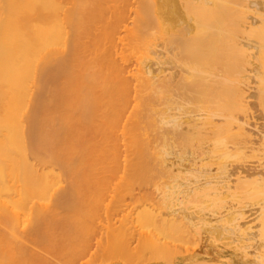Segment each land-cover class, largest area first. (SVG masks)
<instances>
[{
	"label": "bare ground",
	"instance_id": "1",
	"mask_svg": "<svg viewBox=\"0 0 264 264\" xmlns=\"http://www.w3.org/2000/svg\"><path fill=\"white\" fill-rule=\"evenodd\" d=\"M133 2L0 0V192L4 173L12 177L13 172L17 175L18 170V173L23 170L27 174L20 179L24 185L21 200L7 204L0 198V264H53L59 260L53 254L63 253L65 247L76 241L62 244L65 240L62 242V236H58L59 242L54 232L75 221L79 215L68 214L70 220L66 218L68 221L64 219L65 223L63 220L61 223V217L57 215L59 220L55 221L57 216L52 213L59 212L61 206L74 214L93 209V188L99 175L96 168L100 172L107 171L108 177L105 178L108 179L115 172L123 175L119 176L123 182H119L124 189L121 186V190H115L118 192L109 198L114 196V200L122 204L126 199L128 203L138 202L139 199L129 190L134 182L147 176L143 172L149 164L151 150L146 140L136 142V132L138 123L143 120L144 109L141 108L145 106L154 112L152 109L156 103L161 108L155 120L162 130L157 155L163 164L170 157L179 161L177 173H171L169 183L163 184L161 200L169 214L167 210L168 218L162 219L161 230L171 237H182L184 229L191 227L193 234L203 231L211 242L220 243L224 248L232 247L231 244L241 249L242 254L247 248L253 250L254 243L253 259L264 264V125L262 130H256L257 135L249 132L247 127L250 126L249 112L257 111L264 120V0ZM130 6L136 9L132 11ZM131 15L133 26L129 29L125 22ZM122 32L125 35L121 37ZM144 36L152 39L151 42L159 41L161 52L156 53L153 49L154 57L147 60L144 72L131 76L133 73L126 70L125 48ZM155 43L153 47L157 46ZM152 65L158 68L156 72ZM126 75L139 84L137 87H147L152 92L147 95L140 91L142 89L132 88ZM47 81L48 86L42 89L39 85ZM35 85L40 87H35V124L28 135L22 118ZM132 103H135L133 107ZM131 107L133 112L128 113ZM127 124L133 125V130L125 131ZM249 158L256 159L258 167L244 169V161ZM183 162L189 164L188 168L181 165ZM103 164L106 166L101 167ZM55 169L66 175L70 188L62 191L60 198L48 195L44 200L46 204L39 206V216L34 214L38 217H35L36 225L30 230H19L18 226L26 221V216L18 211L28 209L30 199L61 182V175L56 174ZM93 170L98 175L92 174ZM87 173L93 177H87ZM230 203L237 207L230 206ZM248 208L254 209L253 223L250 224L244 220V211ZM148 213V217H137L138 220L148 219ZM80 219H84L83 216ZM142 221L140 224L145 225L146 222ZM85 234L72 236L78 240L76 238ZM117 234L119 236L122 232ZM196 234L199 240L201 235ZM85 237L88 239L83 237V244L86 243L81 250H85L83 254L87 256L93 238L90 235ZM123 240L128 243L125 238ZM123 240H119L122 241L121 248L127 244ZM31 246L41 249L42 253L34 252ZM168 252L173 255L174 250ZM104 253L103 256L109 252ZM64 255L59 262L64 258L68 260L66 256L69 254ZM57 262L55 264H60ZM189 263L233 264L222 255L214 262L194 256Z\"/></svg>",
	"mask_w": 264,
	"mask_h": 264
},
{
	"label": "rangeland",
	"instance_id": "2",
	"mask_svg": "<svg viewBox=\"0 0 264 264\" xmlns=\"http://www.w3.org/2000/svg\"><path fill=\"white\" fill-rule=\"evenodd\" d=\"M134 1V2H133ZM135 1L136 0H131V2H133V3H135ZM133 5H136V4H133ZM70 7V3H68V6H67V8H69ZM129 9H131L132 11H134L136 8H135V6H130V8ZM134 9V10H133ZM132 18H133V16L131 15V17H130V19L128 20V21H126L125 22V25L129 28V29H132V26H133V22H132ZM121 35V37H122V35H125V34H123V32L120 34ZM145 37V36H144ZM151 40L152 39H150L149 40V38H147V36L145 37V38H140L139 40H136L135 42H133L131 45H129L128 46V48L126 47L125 49H127V51H126V54H127V59H128V62L126 63L127 64V68H126V70H127V72H131V74L133 73V75H131V76H136L137 74H141L142 72H144V66L147 64V60L148 59H152L153 57H154V55H153V51L155 50L156 51V53H160L161 52V45H160V43H159V41H152L151 42ZM126 43V42H125ZM128 43V42H127ZM126 43V44H127ZM152 43V45H154V43H155V45L157 44V46H152V45H150ZM156 47V48H155ZM150 49V50H149ZM154 49V50H153ZM146 63V64H145ZM155 65H152V70L154 71V72H156L157 71V67L155 66ZM139 72V73H138ZM141 72V73H140ZM130 75H126V77L128 78V81L133 85H131L132 86V88L135 86V87H137V86H139V84L138 83H136L135 81H134V79L133 78H131L130 77ZM48 81L47 82H43V84H41V85H39L42 89H44V88H46L47 86H48ZM35 87H37V89L38 88H40V87H38L37 85H35L33 88H32V92H31V94H30V98H29V100H30V104L28 105L29 107L26 109V111H24L25 113H24V115H23V118H22V120H23V123L26 125H24L25 126V128L27 129V134L28 135H30V130L29 129H31L32 128V125H34L35 123H34V120H35V112H34V101H35V93H36V88ZM139 89H142V90H140V91H145L144 93L145 94H150L152 91H148V88L146 87V89H145V87L143 88H139V87H137V90H139ZM251 102V101H250ZM135 105V103H132V107ZM152 106H153V104H151ZM155 105V108L153 107V109L152 110H154V112L153 111H150L149 109H147V107H145V106H143V107H145V108H141L142 110L144 109V111H142V116H143V120H141L142 121V123H138L139 124V129L137 130V132H136V134L138 135V136H136V142H141V141H144V140H146L147 142H148V144H149V149L151 150V151H153L154 150V152H155V154H154V152L151 154V151H150V159H148V163L149 164H147V168H146V170H144V175L146 174L147 176H145V178H144V180H140V181H136V182H134L133 183V185L131 186V189L132 190H129L130 192L132 191V194L136 197V199H139L138 200V202H133V203H131L130 202V200H129V202L131 203V205L133 206V208H132V206L130 205V203H128V199H126V202L125 203H120V202H118V201H115L114 199H115V194L114 193H117L119 190L118 189H120L121 190V186H122V188L124 189V187H123V184H121L123 181H122V178L121 177H123V175L122 174H120L119 172H118V174H117V172H115V174H117V175H115L114 173V175H112V180L111 179H108V178H105V177H108V173H106L105 171H104V169L100 172V170H99V168H96V171H97V173H99V175L96 173V171H94L93 170V173L92 174H94L95 175V173L98 175V178H97V180H98V182H97V180H96V177H95V180H96V184L98 183V185H96V184H94V188H93V190L95 191V195H94V197L92 198V200H93V205L91 204V206H93V209H91L90 208V210H88V212L87 211H83L81 214H74L73 212H72V210H68V209H65V206H61V207H58L59 208V210H57V211H59V212H53L52 213V215H55V216H57V215H59L61 218H59L58 216H57V220H55V221H58L59 219V221H61V220H63V222L65 223V221H64V219H68V220H70V216L71 215H79V216H76L77 218H74L75 219V221H73L72 220V222L71 223H73V224H67V225H64L63 227H61L60 229H57V231H56V233L54 232V234H55V236L57 237V239L59 238V237H61L62 236V239H61V241L63 242L64 240V243H62V244H67V242H70L71 244L72 243H75L74 241H76V243L75 244H72L71 246H73V247H75V248H73L72 249V247L71 246H69L70 247V249H72V250H69V247H65V248H67V251H66V253H65V248H64V250H63V253L65 254H63L62 253V251H61V255L60 254H58L59 252H57V253H55V254H53L56 258H58L59 260H61L60 259V257L61 256H63L64 255V257L66 256V255H68V256H66V258L68 259V260H66L65 258H64V260L62 259V261H60L59 262V260H57L56 262L57 263H60V264H62V262L63 263H67L68 262V264H77V262H78V264L80 263V264H184V263H186V264H190L189 262L192 260V257H194V256H198V257H202V258H208L209 260H212L213 262L215 261V260H217V258L218 257H220V255H222V256H224V259H228L231 263H233V264H258L257 262H256V259H253L255 256H253L254 254H255V248H256V246H255V244L253 243H251L252 245H250L249 247H254V251L252 250V248H247V252H246V249H245V254H242L243 252L241 251V249H238V248H236V247H234L233 245H231L230 244V246H232V247H230L229 248V246H225V248H224V245H222V244H218V243H214V242H211L210 241V239L208 238V236H207V234H205V232H203V231H199L198 232V234H196V232L194 233V234H196V236H199V235H201V236H199L198 238H200L199 240H197V237H195V235L193 234V230H191L190 228H185L184 229V233H183V236L181 237L180 235H178V236H174V235H172V237L170 236V235H167V233L168 232H166V234H164V232L161 230V228H163L162 227V225H161V221H162V219L164 218L165 219V217L166 218H168V215L166 214L167 213V207H166V205L163 203V201L161 200L162 199V192H163V187L165 188V186L169 183V180L171 179L170 177V174L172 173V174H175V173H177V171L178 170H176L177 168H179V167H177V165H179L178 163H177V161L178 160H176L175 158L173 159V157H170V158H168V159H166L167 161L163 164V162H162V159H160V157L157 155V148L160 146L161 147V132H162V130H160V128H158L159 127V125H158V123H156L157 122V120H155V118L156 119H158V117H157V115L156 114H158V110L161 108V106H158V104L156 103V104H154ZM157 106H158V108H157ZM131 107V109L129 110L130 112H128V113H132L133 112V108ZM140 109V110H141ZM140 110H138V111H140ZM146 110H149L148 112L146 111ZM252 110H253V108H252ZM251 110V111H252ZM255 110V109H254ZM132 111V112H131ZM153 112V113H152ZM253 112V111H252ZM250 114L252 115H254L255 114V116H253V117H251L250 116ZM257 114H258V116H259V118H257ZM151 115H153V116H151ZM248 115V114H247ZM150 116L152 117V118H150ZM248 117H249V125L250 126H247V127H249V130H248V128H246L249 132L251 131V133L252 134H255V135H257V129L259 130V128H260V130H262L263 129V125H264V120H262V116L261 115H259V113L257 112V111H255V112H253V113H250L249 112V115H248ZM251 117V118H250ZM252 118H253V120H252ZM154 119V121H152ZM134 121H135V119H133ZM133 120H132V122H133ZM247 120V119H246ZM247 120V121H248ZM150 121L151 122H153V123H150ZM155 122V123H154ZM133 125L135 124V123H132ZM158 126H157V125ZM263 124V125H262ZM133 125H131V124H127L126 125V127H124V128H126V130L125 131H130V130H133ZM155 125V126H154ZM154 126V127H153ZM123 128V129H124ZM157 128H158V130H157ZM262 128V129H261ZM264 130V129H263ZM144 133V134H143ZM158 137H160V139L158 138ZM160 142V143H159ZM122 143H119V145H121ZM160 147L158 148V149H160ZM156 148V149H155ZM154 154V155H153ZM153 155V156H152ZM248 160V161H247ZM179 162V161H178ZM245 163V165H243L244 167V169H245V167H246V169H249V170H253L254 168H256V167H258V162H257V160L256 159H252V158H249V159H246L245 161H244ZM253 162V163H252ZM186 163V162H185ZM184 166H183V165ZM187 164V163H186ZM184 164V162L183 163H181V165L185 168H188L187 166L189 165V164ZM104 165V166H103ZM103 165H101V167H105L106 165L105 164H103ZM256 165V166H255ZM156 166V167H155ZM182 166H180V167H182ZM241 166V165H240ZM159 167V168H158ZM253 167V168H252ZM184 168H182V169H184ZM185 168V169H186ZM101 169V168H100ZM181 169V168H180ZM181 169V170H182ZM159 170V171H158ZM19 171V170H18ZM18 171L16 172L17 173V175L15 174V172H13L12 174V177H11V174L9 175L7 172L6 173H4V175H3V182H2V191L0 192V194H1V196H0V198L2 199L1 201H2V203H7L8 204V202H18L19 200H21V198H22V195L24 194L23 192L21 193V191H23V187H24V185H23V183L21 182V180L20 179H23L22 177V175H26L27 176V174H25L26 173V171L24 172L23 170H21L20 172H22V173H18ZM10 173V172H9ZM55 173L56 174H60V172H59V170H57V169H55ZM91 173H87L86 175H87V177H89V178H92L93 176H92V174ZM106 173V174H105ZM18 174H21V175H18ZM89 174H90V176H89ZM100 174L102 175V176H100ZM120 174V175H119ZM15 175V176H14ZM61 175V182L58 184V185H56L55 187H53L52 189H50L49 191H46V193H44V194H42V195H39V196H37V197H35V198H33V199H30V205H29V210L28 209H25L24 211H18V213L19 214H21V215H23V216H26L25 218H26V223L25 222H23V224H20L19 226H18V229L19 230H22V229H25V230H30V229H32V227H34L36 224H35V220H36V218H38L36 215H38L39 216V214L41 213V208H39V206L41 207V205H44V204H46V202L44 201L45 200V198H47V197H49V196H51L52 195V197L54 198V196L53 195H55V197L56 196H58V197H56V198H60V196H61V193H62V191H65V190H68L69 188L67 187V185L69 186V183H68V181H67V177H66V175L64 174V175H62V174H60ZM106 175V176H105ZM8 176V177H7ZM17 176H18V178H17ZM19 176H21V177H19ZM104 176V177H103ZM119 176H121V177H119ZM9 177H10V179H9ZM15 177V178H14ZM100 177V178H99ZM111 176L109 175V178H110ZM119 177V178H118ZM12 178V179H11ZM113 178H116V179H113ZM120 178H121V180H120ZM9 179V180H8ZM101 179V180H100ZM104 179V180H103ZM106 179H107V181H106ZM119 179V180H118ZM15 180V181H14ZM18 180V181H17ZM20 180V181H19ZM95 180H94V182H95ZM116 180V181H115ZM9 181V182H8ZM66 181H67V183H66ZM112 181H113V184H112ZM118 181V182H117ZM119 181H121V183L119 182ZM168 181V182H167ZM11 182V183H10ZM20 182V183H19ZM117 182V184H118V186L120 185V187H117V184H115L116 186H114L113 187V185H114V183H116ZM22 183V184H21ZM103 183V184H102ZM102 184V185H101ZM165 186H164V185ZM14 185V186H13ZM16 187V188H15ZM19 187V188H18ZM9 188V189H8ZM58 188V189H57ZM117 188V189H116ZM22 189V190H21ZM17 190V191H16ZM57 192H56V191ZM59 190V191H58ZM105 190V191H104ZM115 190H118V191H115ZM158 190H159V192H158ZM56 193H55V192ZM107 191V192H106ZM128 191V190H127ZM51 194H50V193ZM60 192V193H59ZM101 192H102V195H101ZM107 194H106V193ZM97 193V194H96ZM109 193V194H108ZM22 194V195H21ZM47 194V195H46ZM58 194V195H57ZM114 194V196H110V198H112V200L110 201V202H108L109 200H110V198H109V195H113ZM46 195V196H45ZM49 195V196H48ZM159 195H161V197L159 196ZM21 196V197H20ZM101 196V197H100ZM108 196V197H107ZM133 196V197H134ZM16 197V198H15ZM105 197V198H104ZM134 197V198H135ZM37 198V199H36ZM109 198V199H108ZM16 199V200H15ZM117 202H118V204H117ZM34 203H35V205H34ZM105 203H108V204H106L105 205ZM111 203V204H110ZM117 204V205H115V204ZM119 203H120V205H119ZM161 203V204H160ZM34 206H33V205ZM110 204V205H109ZM125 207H123L122 208V205ZM139 204V205H138ZM109 205V206H108ZM230 206H232L231 205V203L229 204ZM35 206H37V207H35ZM104 206H106V207H104ZM114 206V207H113ZM154 206V207H153ZM235 206V208L237 207V205L234 203V205L232 206V207H234ZM119 207V208H118ZM153 207V208H152ZM156 207V208H155ZM162 207V208H161ZM241 207H242V205H241ZM104 208H105V210H104ZM107 208H109V209H107ZM115 208L116 209H118L117 211L115 210ZM135 208V209H134ZM148 208V210H146V209ZM165 208V209H164ZM57 208H55V210H56ZM103 209V210H102ZM143 209L144 210H146V211H143ZM150 209V210H149ZM153 209V210H152ZM163 209V210H162ZM247 209V208H246ZM245 209V210H246ZM249 209H251V208H248V210H246V211H244V214L246 215V217L244 216V220H245V222H247L248 224H250L252 221H253V219H254V215L252 214V213H254V209L252 210H249ZM54 210V209H53ZM52 210V211H53ZM54 210V211H55ZM121 210V211H120ZM122 210H123V212H122ZM128 210V211H127ZM133 212H132V211ZM156 210V211H155ZM158 210V211H157ZM162 210V211H161ZM111 211V212H110ZM252 211V212H251ZM71 212V213H70ZM76 212V211H75ZM140 212H143V213H140ZM148 213V215H149V218L148 219H146V220H143V221H145L146 223H144L145 225H141L140 223H141V221L142 220H138V218L137 217H144V219H145V217H148L147 216V213ZM251 212V213H250ZM33 213V214H32ZM55 213H58V214H55ZM119 213V214H118ZM127 213V214H126ZM159 213V214H158ZM247 213V214H246ZM26 214V215H25ZM34 214H36V215H34ZM70 216H69V215ZM121 214V215H120ZM140 214V215H139ZM146 214V215H145ZM154 214H156V215H154ZM164 214V215H163ZM168 214H169V210H168ZM33 215V216H32ZM83 216V218L84 219H80V218H82V216ZM85 215H86V217H85ZM126 215H127V217H126ZM139 215V216H138ZM152 215V216H151ZM118 216H120V218H121V216H122V218L123 219H118ZM155 216V217H154ZM159 216V217H158ZM34 217V218H33ZM36 217V218H35ZM54 217V216H53ZM111 217V218H110ZM126 219H125V218ZM152 217V218H151ZM33 218V219H32ZM59 218V219H58ZM72 218V217H71ZM85 218H87V219H85ZM106 218V219H105ZM172 219V217H169V219ZM54 219V218H53ZM66 219V220H67ZM77 219V220H76ZM103 219V220H102ZM143 219V218H142ZM67 220V221H68ZM116 220V221H115ZM137 220L140 222V223H138L137 222ZM148 220V221H147ZM153 220V221H152ZM244 220H243V223H245L244 222ZM67 221H66V223H67ZM88 223H87V222ZM101 221H102V223H101ZM105 221V222H104ZM120 221H121V223L122 224H120ZM135 221V222H134ZM142 221V222H143ZM157 221V222H156ZM179 221H180V219H179ZM70 222V221H69ZM77 225H79V226H81V227H83V228H80L79 226L77 227V226H75L76 224ZM137 222V223H136ZM155 222V223H154ZM61 223H62V221H61ZM111 223V224H110ZM114 223V224H113ZM116 223V224H115ZM149 225H148V224ZM156 224L155 226L153 225V224ZM184 223V222H183ZM241 223H242V221H241ZM247 223H246V225H247ZM253 223V222H252ZM75 224V225H74ZM129 224V225H128ZM141 225V226H139V225ZM254 224H256V223H254ZM254 224L253 225H251V226H254ZM25 226L24 228L22 227V226ZM71 225V226H70ZM108 225H110V226H108ZM112 225H114V226H112ZM126 225V226H125ZM67 226V227H66ZM107 226H108V228H107ZM126 228H124V227ZM138 226V227H137ZM248 226V225H247ZM20 227V228H19ZM70 227V230H68V228ZM72 227V228H71ZM75 227H77V229L75 228ZM100 227V228H99ZM111 227H113L112 228V230H111ZM117 229H116V228ZM127 227H128V230H127ZM155 227H156V229H155ZM66 228H67V230H66ZM73 228H75L76 230H79V231H74V229ZM79 228V229H78ZM106 228H107V230H106ZM109 228H110V230H109ZM115 228V229H114ZM118 228H119V231L117 232V230H118ZM135 228V229H134ZM85 230V231H83V230ZM122 229H123V231H122ZM131 229V230H130ZM187 229H188V233H186V231H187ZM190 229V230H189ZM255 229V228H254ZM80 230H82V232H80ZM104 230V231H103ZM106 230V231H105ZM115 230V231H114ZM133 230V231H132ZM158 230H159V232H158ZM161 230V231H160ZM72 231H73V233L74 232H76L75 234H72ZM101 231H102V234H101ZM112 231V232H111ZM114 231V232H113ZM120 231L122 232V234H120ZM129 231H130V233H129ZM132 231V232H131ZM156 231V232H155ZM192 233H191V232ZM67 232H68V234H67ZM79 232V233H78ZM86 232V234H85V236L86 235H90L91 236V238H93V239H91L90 241H91V246H90V248L88 249V253H87V256H86V254H85V256H84V254H83V251H85V250H81V248L83 247V246H85V243L83 244V241H85V239L84 238H87L88 239V237H85V236H83V237H80V238H76V239H78V240H75V237H78V236H80V234H81V236L83 235V233H85ZM108 232V233H107ZM110 232V233H109ZM125 232V233H124ZM113 233H114V236H113ZM117 233H119L120 235L118 236V234ZM156 235H155V234ZM191 233V234H190ZM200 233V234H199ZM69 234H70V236H69ZM79 234V235H78ZM104 234H105V236H104ZM117 234V235H116ZM125 234V235H124ZM128 234H130L128 237H126ZM132 234V235H131ZM134 234V235H133ZM158 234V235H157ZM72 235H74V236H72ZM164 235V236H163ZM168 237H167V236ZM188 235H190L189 237H193V235H194V237L196 238H194L193 237V239H191V238H189L188 237V239H186L187 238V236ZM59 236V237H58ZM113 236V237H112ZM120 236H121V238H120ZM131 236V237H130ZM153 236V237H152ZM160 236V237H159ZM170 236V237H169ZM205 236V237H204ZM70 237V238H69ZM74 237V238H73ZM115 237V238H114ZM118 237V238H117ZM125 238V240L126 241H128V243L127 242H125L124 240H123V238ZM178 237V238H177ZM115 239V242L113 241L114 239ZM128 238V239H127ZM169 238V239H168ZM173 238V239H172ZM206 238V239H205ZM60 239V238H59ZM58 239V240H59ZM72 239H74V240H72ZM84 239V240H83ZM105 239V240H104ZM112 239V240H111ZM123 240V243H127V244H123V245H125V246H123V248H121V246H122V244H120V242H122V241H119V240ZM130 239V240H129ZM71 240H72V242H71ZM81 240V241H80ZM94 240H95V242H94ZM154 240H155V242H154ZM167 240V241H166ZM205 240V241H204ZM206 240H208L207 242H206ZM3 241L4 240H2V248H4V246H5V244L3 243ZM77 241H79V242H77ZM117 241V242H116ZM170 241V242H169ZM172 241V242H171ZM191 241V242H190ZM197 241L199 242V243H197ZM59 242H60V240H59ZM113 242V243H112ZM119 242V243H118ZM158 242V243H157ZM188 242V243H187ZM107 243V244H106ZM114 243H116L117 245H119L120 247L118 248V246L117 245H115V247H114ZM211 243V244H210ZM80 244V245H79ZM128 244H129V246H128ZM152 244V245H151ZM154 244V245H153ZM158 244H160V246L158 245ZM165 244H166V247H165ZM168 244H169V246H168ZM250 244V243H249ZM4 245V246H3ZM64 245V246H65ZM77 245V246H76ZM157 245V246H156ZM179 245V246H178ZM182 245V246H181ZM185 245V246H184ZM192 245V246H191ZM203 245V246H202ZM209 245V246H208ZM63 246V247H64ZM78 246H81V247H79L80 249V251L77 249V247ZM111 247V248H109V247ZM128 248H127V247ZM151 246V247H150ZM155 246V247H154ZM161 246H162V249L164 250H162L161 249ZM163 246H164V248H163ZM205 246V247H204ZM208 246V247H207ZM235 246H236V244H235ZM108 248L109 250L108 251H106V249L105 248ZM131 249H130V248ZM150 247V248H149ZM175 247V248H174ZM185 247H187V248H185ZM234 247V248H233ZM31 248L33 249V251L34 252H36V253H42V250L41 249H37V248H35L34 246H31ZM124 249V250H126L127 249V251H125L126 253L127 252H129L128 254H125V252H124V250H122L121 251V249ZM169 248V249H168ZM198 248H199V250H198ZM206 248H208L209 250H210V252H209V250H207ZM213 248H215V249H213ZM219 248V249H218ZM233 248V249H232ZM31 249V250H32ZM83 249V248H82ZM110 249H112V252L114 251V252H116L118 249H120V250H118L117 251V253H112L111 252V250ZM128 249H130V250H128ZM161 249V250H160ZM167 249H168V251H173L174 250V252H173V255H172V253L170 252H168L167 251ZM172 249V250H171ZM221 249V250H220ZM236 249V250H235ZM250 249H251V251H250ZM89 250H90V252H89ZM104 250V251H103ZM133 250V251H132ZM151 250V251H150ZM155 250H158V252L156 253V251ZM161 252H165V250L167 251V252H165L166 254H164V253H161ZM191 251V252H187V251ZM206 252H205V251ZM235 250V251H234ZM240 250V251H239ZM77 251V252H76ZM109 252L107 255H105V256H103V253L104 252ZM119 251H121V252H119ZM134 251H135V253H134ZM136 251H138V252H136ZM179 251V253L177 254V252ZM211 251H212V253H211ZM220 251V252H219ZM238 251V252H237ZM67 252H69V253H67ZM82 252V254L80 255V253ZM86 252V251H85ZM97 252V253H96ZM99 252V253H98ZM103 252V253H102ZM105 252V253H106ZM118 252H119V254H120V256H119V254H118ZM123 252V253H122ZM186 252V253H185ZM207 252H209V254L207 253ZM101 253V254H100ZM104 253V254H105ZM131 253H133V254H131ZM155 253V254H154ZM168 253H169V255H168ZM195 253V254H194ZM215 253V254H214ZM222 253V254H221ZM250 253V254H249ZM70 254H72V256H70ZM80 255V256H78V255ZM88 254H90V255H88ZM118 254V255H117ZM123 254V255H122ZM124 254H125V257H123L124 256ZM153 254V255H152ZM192 254V255H191ZM203 254V255H202ZM248 254V255H247ZM58 257H57V256ZM84 256L83 258H80L81 256ZM128 255V256H127ZM166 255H168V256H166ZM172 255V256H171ZM192 257H191V256ZM217 255V256H216ZM245 257H243V256ZM250 255V256H249ZM70 256V257H69ZM109 256V257H108ZM112 257V259H111V257ZM130 256V257H129ZM212 256V257H211ZM3 257V256H2ZM50 257V256H49ZM54 257V258H55ZM86 257V258H85ZM115 257V258H114ZM165 257H167V258H165ZM235 257V258H234ZM236 257H239L238 259L236 258ZM252 257V258H251ZM5 258V256L3 257V259ZM51 258V257H50ZM71 259V261H73V262H75V263H72L71 261H70V259ZM85 258V259H84ZM89 258H90V262H88L89 261ZM119 258V259H118ZM121 258V259H120ZM171 258V259H170ZM249 258V259H248ZM92 259V260H91ZM166 259V260H165ZM240 259V260H239ZM52 260V262H54L53 261V259H51ZM81 260V261H80ZM94 260V261H93ZM99 260V261H98ZM106 260H107V262H106ZM109 260V261H108ZM169 260V261H168ZM189 260V261H188ZM255 260V261H254ZM3 261V260H2ZM103 261H105V262H103ZM239 261H241V263H239ZM55 262V263H56ZM170 262V263H169ZM55 263H53V264H55ZM52 264V263H51Z\"/></svg>",
	"mask_w": 264,
	"mask_h": 264
}]
</instances>
